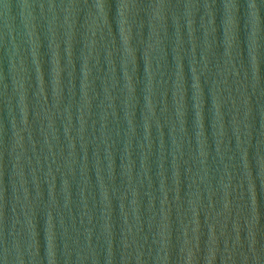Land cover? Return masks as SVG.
<instances>
[{
  "label": "water",
  "instance_id": "95a60500",
  "mask_svg": "<svg viewBox=\"0 0 264 264\" xmlns=\"http://www.w3.org/2000/svg\"><path fill=\"white\" fill-rule=\"evenodd\" d=\"M0 264H264V0H0Z\"/></svg>",
  "mask_w": 264,
  "mask_h": 264
}]
</instances>
